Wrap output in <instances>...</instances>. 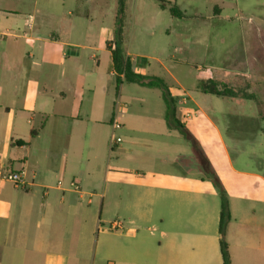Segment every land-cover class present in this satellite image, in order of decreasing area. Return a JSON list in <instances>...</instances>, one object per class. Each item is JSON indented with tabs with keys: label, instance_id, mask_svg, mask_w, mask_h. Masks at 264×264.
Returning a JSON list of instances; mask_svg holds the SVG:
<instances>
[{
	"label": "crops",
	"instance_id": "0c3cea01",
	"mask_svg": "<svg viewBox=\"0 0 264 264\" xmlns=\"http://www.w3.org/2000/svg\"><path fill=\"white\" fill-rule=\"evenodd\" d=\"M79 2L62 0L70 6L60 19L62 28L42 32L31 14L18 24L0 0V165L24 171L30 183L26 190L0 183V264H87L90 258L95 264L97 257L108 264H224L222 238L232 264H264V166L236 167L224 141L237 187L223 181L231 217L222 234L221 209L210 206V184L204 178L194 181L186 173L174 176L155 168L156 156L176 162L190 158L195 167L204 162L198 154H171L163 139L177 137L178 128L168 126L166 109L153 118L133 109L132 101H139L141 109L144 101L124 94L126 81L116 89L108 48L115 40L100 45L98 32L86 25L93 20L92 7H99L93 5L97 0L81 2L91 5L83 17ZM123 49L136 73L165 81L181 122L195 117L192 125L204 134L211 122L203 106L209 94L197 84L212 78L196 80L189 91L162 59H154L176 88L147 70L153 67L147 54H134L125 43ZM115 117L121 124L115 134H125L112 146ZM249 128L253 134L255 128ZM195 138L204 160L211 146L219 153L212 140ZM247 139L248 132L240 140ZM103 183L107 201L108 190L99 192ZM123 183L135 190L119 189ZM114 220L123 221L125 231L108 230Z\"/></svg>",
	"mask_w": 264,
	"mask_h": 264
},
{
	"label": "rangeland",
	"instance_id": "374dc122",
	"mask_svg": "<svg viewBox=\"0 0 264 264\" xmlns=\"http://www.w3.org/2000/svg\"><path fill=\"white\" fill-rule=\"evenodd\" d=\"M84 1L80 0L79 5ZM34 2L3 0V9L10 11V17L15 18L18 24L24 15H33L36 27L42 32L62 28L60 19L70 6L64 7L62 0H38V4ZM173 3L176 4L174 1ZM177 4L185 12V16H173L169 10L161 9L154 0H125L122 15L123 43L134 54H147L150 57L149 63L153 65L152 68L147 66V70L157 72L169 84H174V81L154 59H162L189 91L196 80L212 78L222 79V82L237 92V97L208 95V102L203 106L206 117L211 122L205 127L204 134L200 132V128L192 125L195 117L185 122V127L194 137L206 143L209 139L212 140L219 153L211 152V146L206 150L204 160L199 152V162H204L200 167L191 164L190 158L180 159L178 162L159 156L155 159L158 171L173 173L174 176L186 173L194 181L204 178L210 184L209 204L220 210L222 192L214 178L222 184L223 181L231 180L226 183L227 187H237L232 181L235 180V174L229 168L227 154L230 152L225 153L224 141L232 150L236 167L257 170L264 166V135L257 133L259 128L264 131V121H261L264 118V0H178ZM84 5L81 3L79 6L82 17L86 9L91 7ZM93 5L99 7H92L93 20L86 25H91L98 32L100 45L103 46L106 39L117 38L118 0H97ZM152 30L154 36L149 34ZM136 57L134 58L137 59ZM197 67L202 68L201 71ZM107 71L106 69V73ZM174 86L177 88L176 84ZM174 86L170 88L173 94L176 90ZM123 91L131 98L139 96L143 99L144 109H141V104L136 100L132 101L133 109L153 118L165 112L166 104L160 98V89L150 90L125 82ZM248 96H253L255 102L248 100ZM179 112H184L180 106ZM252 116L256 119H250ZM250 126L255 128L253 134ZM177 132V137L163 139L171 145V154L179 151L190 156L196 155L192 141L181 134L179 129ZM246 132L248 139L241 142L240 139ZM116 133V136L123 138L125 131ZM251 136L254 143H251ZM119 189L132 192L135 187L123 183ZM104 190H108L105 193L107 201L109 189L103 183L99 192ZM112 190L110 186V192ZM225 193L227 197L230 195L227 188ZM102 217L105 218L103 215ZM87 264H94L93 259L90 258ZM95 264L108 262L97 257Z\"/></svg>",
	"mask_w": 264,
	"mask_h": 264
},
{
	"label": "trees",
	"instance_id": "16d2710c",
	"mask_svg": "<svg viewBox=\"0 0 264 264\" xmlns=\"http://www.w3.org/2000/svg\"><path fill=\"white\" fill-rule=\"evenodd\" d=\"M158 3L161 9L169 10L173 16L183 17L184 13L180 7L169 0H154ZM118 16H117V38L114 42L108 44V48L112 53V66L111 68L115 72L116 89H119L120 84L123 81L130 83H137L146 87H157L162 90L163 99L166 104V120L168 126L176 127L180 132L189 140L192 141L195 153L201 152V146L198 140L188 131L185 127V123L177 117L176 100L170 93L165 81L159 77L146 76L136 73L132 62L126 57L123 49V24L122 15L125 9V0H118ZM197 88L207 94H212L221 97H237V92L227 86L225 82L217 80H201L197 84ZM247 99H253V96L246 97ZM37 131H33L32 135H35ZM216 184L220 187L222 192L221 196V220H220V232L224 234V229L227 221L230 219L229 202L225 193L223 184L216 178H214ZM221 253L224 264H232L231 256L229 252V245L224 238L221 240Z\"/></svg>",
	"mask_w": 264,
	"mask_h": 264
},
{
	"label": "built area",
	"instance_id": "2783aa9c",
	"mask_svg": "<svg viewBox=\"0 0 264 264\" xmlns=\"http://www.w3.org/2000/svg\"><path fill=\"white\" fill-rule=\"evenodd\" d=\"M28 26L32 24V17L27 18ZM189 116V114H187ZM113 135L111 138V145L113 146L116 142L121 141V137L115 135V130L121 127L120 122L115 117L112 120ZM1 182H10L15 188L26 190L30 187V183L26 179L24 171H13L5 165H0V183ZM73 188L77 191H80V186L77 182L73 181L71 183ZM126 227L123 221L114 220L108 226V230L111 231H125Z\"/></svg>",
	"mask_w": 264,
	"mask_h": 264
}]
</instances>
